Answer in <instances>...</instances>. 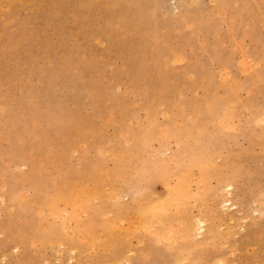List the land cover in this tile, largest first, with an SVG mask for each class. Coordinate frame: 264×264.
Masks as SVG:
<instances>
[{
	"label": "rangeland",
	"instance_id": "rangeland-1",
	"mask_svg": "<svg viewBox=\"0 0 264 264\" xmlns=\"http://www.w3.org/2000/svg\"><path fill=\"white\" fill-rule=\"evenodd\" d=\"M8 1L5 2L4 0H0V50L2 51L0 52V96H2L0 97V103L3 104L6 101V104L12 108L8 107L6 104H0V107L3 112H7V109L10 108L13 114L9 116L10 122H13L16 118L18 122L8 126L7 130L10 132V136L5 137V134L0 133V152L5 150L10 144V140L13 136L21 132L19 129H21V126L27 123L28 120V130L30 136H33L31 137L32 139L39 140L41 135H43V131H45L49 137H53L54 134L50 131L52 126L59 122V115L61 112L69 113L71 123L78 121L79 117L92 115L93 108L91 107V103L95 98L93 96L102 94L104 96V102L106 103L108 99L107 92H110L112 101L114 103L119 102L120 108L125 113L124 115L128 116L123 122L124 126H120L121 121L116 112L102 109L98 115H95L96 118L94 120L97 125L94 126V133L97 134L96 142H98L96 144L101 146L102 151L95 145L90 146L85 151L73 149L70 151L71 153L69 152L67 154L68 163L77 167V159L80 160L83 157L81 166L84 165V162L85 165L87 163L97 164L102 162L110 168L113 159L107 156L104 158L107 149L116 148L114 152H119L121 150L123 154L120 155H128V158L130 155L128 152L129 149L132 148V145H137L141 150V162L144 159L149 165V174H147L145 178L141 175V179L134 183H130V193H123V197L121 198V202H127L129 198L133 196L138 203V207H140V214L137 208H130L125 212L115 211L112 208L111 202L107 200L106 195H101V198L94 197V200L91 198L90 204L94 206V211L91 214L92 218H89L87 211H84L85 213L80 211V215L77 216L79 220L77 222L78 229H84L83 221L85 220H88V222L92 224L91 228H89L88 231L80 230L77 248L74 246V249H76L73 250L71 255L68 249L71 248V246L73 247V245H68L64 239L67 234H69L68 231H70L72 223L68 224L69 228H65V230L60 228L58 232L48 235L46 231L49 226L52 225L54 219L52 218V214L48 210H45L43 212V225L42 228H40L42 231L38 233V235H44L43 241L35 239L32 246L23 247L19 245L16 250L11 247V242L6 241L5 233L0 231V264H16V262L17 264H24L21 260L26 261L25 264H37V261L38 264H101V262L103 264L114 261V256L117 258L125 256L126 254L130 255L129 264H174L181 257L187 260V262L184 260L182 261L185 262L184 264H199L201 261H204L206 264H209L208 262L211 264H264V194L261 195L264 193V122H262L264 121V4H260L261 7L259 8V5H253V0H239V2H233L231 7H229L230 9H226L219 15H215L218 13H214L217 11L214 0L213 2L212 0H159V5L155 4L149 13L156 22L155 27H152L153 30L150 32V35L152 37L156 36L153 40L163 46L158 49V54L161 59L164 56V59H166V57L170 59L167 64L171 74L164 80L163 88L159 87L158 89L161 90L164 95H168L163 98L165 102L163 103L161 100H151L144 89H140L139 93L137 85L128 83V81L126 82L127 76L125 73L127 71L123 69L130 67L126 65L124 57L120 55V53H124L125 55L127 53L126 50L119 53L114 52L112 49H108V41L94 33H88V27L91 25L90 21L84 20L80 23L73 24L70 12L64 7L61 10V14H58L57 17L56 15L52 17L49 12H47L50 5L54 8H61L59 7L61 6L59 3L62 2V4H67L68 0H42V2L41 0H27L26 3L25 0L21 1L23 3L18 0ZM143 1L153 2V0H141V2ZM98 2L101 4L100 1ZM3 6L8 7V10H5L6 7L4 8ZM248 8L252 10L251 13L254 14L251 15V17H249L246 13L247 11H245ZM143 13L144 11L142 10L141 17ZM183 13L192 17V20L187 24L183 23L180 19ZM205 13L207 15H215L218 19L216 20L218 21L217 25L206 23L207 21L204 17L207 15ZM201 15H203V17ZM197 17L200 21L197 27L203 25L199 30L192 29V27L195 26V22H197ZM177 22H179V24L181 22L182 24L179 25ZM142 23L143 21L141 20V26ZM229 27L232 28L230 29ZM61 36L64 37L65 41H60ZM117 37H121V40L124 37L127 41H132L135 49L140 52L141 67L145 72L147 71L146 74L151 73V71L155 72L158 69L162 61L151 63L149 53L145 54V48L147 51L152 49L151 43L142 44L138 40V36H136V34L134 35L132 29L121 31V34H118ZM148 42H152V40ZM204 43L205 45H203ZM70 45L73 47L78 45L77 53L74 52V63L71 65L68 64L65 67L63 66L62 57L66 55L65 50ZM12 46L15 48L12 49ZM172 46L178 47L179 51L181 50V52L178 51L179 55L177 54L179 57L172 54ZM213 50H216L221 59L227 58L230 64H223L221 59L213 56ZM248 51L251 52L250 54L254 55L259 53L260 59L257 60V62L254 61L255 64L253 66L251 64H246V53ZM89 56H91L92 59L87 61L86 58ZM74 64L75 67L72 68ZM201 65L204 66V69L208 70L211 83L213 87L215 85L214 88H216L213 89L212 92V97L213 95L215 96L213 98L211 97V105L215 112L213 116L212 113L208 111V102L203 99L205 96L201 95L204 93L203 87H200L201 85L199 86L200 71L198 68ZM254 66L255 71L253 73H258L259 71L262 77L259 73L258 75L263 78V80L260 78V81H253L254 84H252L248 69H253ZM55 69L56 75L52 72ZM192 70L197 73L198 76L195 75ZM189 73H192L191 76H189ZM50 74H53V76ZM168 82L174 85L171 87L169 86L170 84H167ZM233 83H239L238 86L241 87V89L238 88V94L240 96L236 95L237 99L234 97L233 100V103L234 101H238L240 104L238 102L234 103V105L236 103L237 105L234 107L233 117H227V119L229 118L228 120L226 119L228 123L225 124L226 121H223L224 123L220 122L217 124H222L225 128H222L220 131L219 128L224 127L221 125L217 131H213L217 128V126L215 128V126L213 127V125H211H215L213 117L216 115L215 120L224 117L225 108L222 107L223 105L219 104H224L225 99L234 91ZM67 86L69 90H72L74 93L76 100H71L67 95ZM250 88H252V90H250ZM107 89L109 91H107ZM104 90L106 91L104 92ZM64 95L65 99L61 101ZM248 98H250V100ZM40 99L41 101H39ZM199 99L201 100L199 101ZM240 99L242 101H240ZM181 101L183 103H181ZM250 101H253L252 105H250ZM254 102L256 103L253 105ZM182 104L186 106L182 107L184 106ZM28 105L29 111L27 109ZM260 105L261 108H259ZM251 106L253 108H250ZM256 107L258 108L256 109ZM21 108H24L22 112ZM71 108H75L76 110L73 112L68 111ZM193 108L197 110H193ZM199 108H206V111L200 110L199 112ZM195 111L199 112V117H197L198 112L196 113ZM249 111L250 114L253 113L254 115H249ZM216 112H218L217 114L219 115H217ZM75 113H77L78 116H74ZM147 113L149 116H147ZM205 113H207V115ZM182 114H185V116ZM237 115L239 120L237 123H234V118H236L235 120L237 121ZM248 115L249 117L247 118ZM2 116L3 115H1L2 120L0 121V128L6 125L4 119L5 115L3 118ZM192 116L195 118H192ZM187 117L192 119L189 118V120ZM259 117L262 118L258 120L257 118ZM196 118H201L203 123L199 122L201 119H198V121ZM210 119H212L211 122ZM35 120L36 123L39 124L35 126L36 128L34 127ZM192 121H196L197 124L191 123ZM151 122L152 126H150L151 129L148 131V126ZM174 122L176 123L177 129H175L176 126ZM200 123H205L204 125L206 128L202 129L203 132L199 130L201 136L197 133L198 130H196L199 129L198 124ZM258 123L261 126H259ZM231 124L233 126L235 124L234 127L236 129ZM196 125H198V127H196ZM142 126L144 127L142 128ZM161 126L163 127L161 128ZM184 126L188 127L183 129ZM237 127H239V129ZM139 128H141V142H137L135 139L137 137V129ZM166 128L168 129L167 131ZM204 130L207 131V133H204ZM210 131L213 133L212 136L210 135ZM149 133V138L145 139V141L142 140L143 135ZM154 133H156V136L162 141L161 145L158 146L159 152L155 151L152 147L150 148V144L153 143L152 137ZM168 133H172V140L169 142L166 140ZM196 133L199 136H197ZM111 137L112 140H110ZM163 138H165L164 141ZM15 139H17V137H15ZM213 141H215V143H211ZM167 142L168 144H166ZM195 142L196 144L194 145ZM197 142H200V144ZM29 143L30 141H28L26 145L28 146ZM210 143L213 145V148ZM164 147L165 150L163 149ZM168 147L170 148L169 153ZM52 148L55 154L61 152V147L55 143V141ZM103 150H106V152ZM174 151H178V154L175 158L169 159ZM38 154L45 158L49 157L47 151L40 150ZM225 158H228L229 162ZM235 158L237 159L236 161H240L236 163L234 160ZM232 159L234 161H230ZM15 161H8L4 154H0V183L1 179H5L15 186L17 195L21 192L19 195L23 197V200L20 196L18 204L24 207V209L29 206L26 208L25 217L33 215L34 218V216L38 214L33 197L34 188L27 186L24 180H20V171L25 168H23L24 165L16 163ZM45 161L43 169L37 170L39 179L42 181H50L48 184L58 181V178L47 177L48 172L53 170V167L48 161ZM200 161L205 163H203V166L201 165V170L203 171L202 176L205 177H201V182L203 183L202 188L200 189V193H198L196 201L191 199L192 201L186 202L185 207H183L181 211L184 215L188 214L190 219L192 216L193 219L195 216V219L197 217L201 219L202 217L203 219L205 218V230L203 235H205L207 242L200 241L203 236H199V238L195 236L196 239L192 238L189 240L186 239L185 241H178L177 244L174 242L169 247L158 242L150 241L145 231H143L141 227L139 228V223H137V221L139 222L140 220L141 225L147 219L146 217H148L150 218L147 219L148 222L156 224L155 215H153L154 213L151 211L157 204H163L162 201L166 198L167 186H164L166 185V179L164 178L167 177L168 180L173 182L177 178L185 175L186 171L189 169L191 170V167L193 174L197 176L199 169L194 166L195 164L199 165L198 163ZM225 161L227 164L229 163V166H224L226 164ZM222 162L225 164H220ZM126 163L129 162L126 160L125 164ZM6 164L8 165L6 166ZM204 165L207 168L205 170H203L205 168ZM222 168H225V170H222ZM236 173L241 176L237 175L235 177ZM53 175L57 176L56 173ZM230 178L236 179L240 191L238 190L236 197L237 207L233 208L232 206H228L226 209L224 208L225 211L221 206L219 207V205H221L220 202L225 198H223L225 191L221 193L220 190L222 188L219 187H223L225 183H227V179ZM239 179L241 180L238 181ZM103 180V183L106 184L102 183V194H105L110 186V182L106 179ZM130 182H133V180H130ZM0 190H2V188ZM222 194L223 196L220 197ZM256 194L259 197L258 199L257 197L255 198V196H257ZM1 201L2 200H0V210L5 209L6 218L12 220V210H14V208H10L9 206L6 207L7 204L4 205V202ZM12 201V198L10 200L7 199V203H11ZM103 203L106 209L102 206ZM7 208H9V211H7ZM173 209L174 208L168 209V212L172 215L173 219H177L176 225L174 223V226H177V229L182 232V221L185 217L181 215L178 210ZM237 209L239 210L238 213ZM197 211H200L199 214L203 216H198ZM222 211L223 215H221ZM224 211L226 213H224ZM118 212L120 213L118 214ZM135 212H137L136 215ZM108 215V218L113 222L107 219ZM131 215L136 218L131 220ZM139 215L140 219L138 220ZM224 215L225 217H223ZM228 217H230V219H228ZM126 219H130L128 220L129 223L126 222ZM59 220L60 215H56L55 222L57 224H59ZM185 221L186 219L183 222ZM112 224L116 226V229L110 232L112 235L110 236L109 231ZM19 225L20 223L18 222L17 226ZM136 226L137 228H135ZM49 237L52 238L53 242L50 240V243ZM136 238L140 242L137 241ZM127 239H129V241ZM177 240H180V237ZM107 241L110 242V244L107 243ZM61 242H63L64 245ZM107 247L108 249H106ZM177 247H180V250H178ZM8 248H10V250ZM19 248H21V250ZM129 248L130 252H126ZM190 248L191 250H189ZM55 250L57 252H55ZM64 250H67L66 253H64ZM4 252H6L5 256ZM69 256H74L75 259L72 257L73 259L69 260ZM27 258L30 260L28 263L26 260ZM111 258L113 259L111 260ZM67 260L70 262H67ZM103 260H106V262H103Z\"/></svg>",
	"mask_w": 264,
	"mask_h": 264
},
{
	"label": "bare ground",
	"instance_id": "bare-ground-1",
	"mask_svg": "<svg viewBox=\"0 0 264 264\" xmlns=\"http://www.w3.org/2000/svg\"><path fill=\"white\" fill-rule=\"evenodd\" d=\"M4 1L7 2L8 0H4ZM18 1L21 2L23 0H18ZM26 1L27 0H25V3H26ZM98 1H100L101 4ZM214 1H215V8L217 10L214 13H218V14H215V15H219L224 10L230 9L229 7H231L233 2H236V1L239 2V0H214ZM250 1H252V0H250ZM253 1H254L253 5H259V8L261 7L260 4H264V0H253ZM41 2H42V0H41ZM212 2H213V0H212ZM21 3H23V2H21ZM59 4L61 6H59V5L58 6L61 7V8H56V7L54 8L53 6L50 5L48 7V9H47V12H49V14L52 17H54V15H56V17H57L58 14H61V12H62L61 10L64 7L65 9H68V11L70 12V14L72 16V20H73V21L72 20L71 21L73 22V24L80 23L81 21H84V20L85 21H90L91 25H90V27H88V33L89 32L92 33V34L94 33V34L100 36L101 38L105 39L106 41H108L109 42L108 43V45H109L108 49H112V51H114V52H118L119 53V52H124L126 50L127 53L125 55H124V53L123 54L120 53V55H122L124 57L126 65L128 67H130V68H127V69H123V70L127 71L125 73V75L127 76L126 77V82L128 81V83L137 85L138 89H139V91H138L139 93H140V89H144L148 93V95L150 96L151 100H153V101L161 100V101H163V103H165L163 98L167 97L168 95H164L161 92V90H158V89H159V87L163 88L164 80L167 79V77L170 76V74H171V72L168 69V64H167V62L170 59L167 58V57H166V59H164L165 56L163 57V55H162L163 58L162 59L160 58V56L158 54V52H159L158 49L160 47H163V46L159 45V43H157V41L153 40V38L156 37L155 35H154L155 37H152L150 35V32L153 30L152 27L153 26L155 27V23L156 22L154 21V19H152V16L150 15L149 12H151V9H152V7L155 4L159 5V0H158V3H157V0H155V1L153 0V2H144V1L141 2V0H68L67 4H62V2H60ZM7 6H9V5H7ZM7 8L8 7H6L5 10H8ZM141 8L144 11L142 17H141V11H142ZM245 11H247L246 13H247V15L249 17H251V15H254V14L251 13L252 10H250L249 8L247 10H245ZM215 15L209 14L206 17H204V19H206V21H207L206 23H208V24L211 23V24L217 25L218 21H216V20H218V19L216 18ZM201 16L203 17V15H201ZM27 17H29V16H27ZM230 18H232V17H230ZM180 19L182 20L183 23L187 24L190 20H192V17L190 15H187V14L183 13L180 16ZM141 20L143 21L142 26H141ZM130 21L131 22L134 21V22H132V24H131ZM263 21H264V19H263ZM177 23L179 24V22H177ZM196 23H197V25H196ZM180 24H182V23L180 22ZM198 24H200V21H199V19L197 17V22H195V26L192 27V25H191L192 29L199 30V28H201L203 26V25H201V27H197ZM84 25H86V24H84ZM229 28L231 29L232 27H229ZM77 29H78V27H77ZM130 29H132L134 31V35L136 34V36H138V40L142 44H147V43H151L152 44V49L147 51L146 48H145V54L149 53L151 63L152 62L162 61L160 66L158 67V69L155 72L151 71V73L146 74L147 71L145 72L143 70V68L141 67L142 65H141L140 52L135 49V46L132 44V41L131 40L127 41L126 38H124V37L121 40V37L120 38L117 37L118 34H121V31L122 32L123 31H128ZM62 40L65 41L64 37L61 36L60 37V41L62 42ZM149 40H152V42H148ZM14 42H16V41H14ZM60 45H61V43H60ZM203 45H205V43ZM111 47H113V48H111ZM14 48L12 46V49H14ZM77 48H78V45H75L74 47L72 45H70L65 50L66 55H64L62 57L63 66L66 67V65H68V64L71 65V64L74 63V57H75L74 52L77 53ZM106 51H107V49H106ZM171 51L173 52L172 54L176 55V56H177V54L179 52H181V50L179 51L178 47H175V46H172ZM0 52H2V51L0 50ZM250 53H251L250 51H248L246 53L247 54L246 55V64L247 65L251 64L253 66L255 64L254 61L257 62V60H259L260 57H259V53L258 54L256 53L255 55L254 54H250ZM213 56L221 59L219 54L216 52V50H213ZM177 57H179V56H177ZM91 59H92L91 56L86 58L87 61H90ZM221 62L223 64H230L227 58L221 59ZM74 67H75V64L72 66V68H74ZM256 67H257V65H256ZM260 68H262V67H260ZM198 69L200 71L199 72V75H200L199 86L201 85L200 87H203V90H204V93L201 94V95L205 96L204 98L203 97L202 98L208 102V105H209V110L208 111L211 112L212 116H213L215 112H214V110L212 108V105H211V99L215 96V95H213V97H212V92H213V89H216V88H214L215 85L213 87V84L211 83L210 75H209L208 70L204 69L203 65H201ZM254 69H255V66H254L253 69L249 68L248 69L249 72L247 71L249 73V75H250V78H251L250 81L252 82V84H254V82L260 81L261 79L263 80V78H261L262 76H261L259 71H258V73L260 74L261 77L258 75V73H253L255 71ZM257 69H259V68H257ZM193 70H194V68H193ZM52 72L56 75V69L53 70ZM159 73H160V75H159ZM193 73L198 76V74L195 73L194 71H193ZM191 74L189 73V76H191ZM225 74H227V73H225ZM50 75L53 76V74H50ZM167 84H170L169 86H171V87L174 85V84H171L169 82ZM238 84L237 83H233V90L234 91H232L230 95L228 94L229 96L227 98L225 97L226 99L224 101V104H219L218 103L219 105H223L222 107L225 108V112H224V117H221L222 113L220 112L221 119H216L215 120V116L216 115L213 117V121H215L214 122L215 125L214 124H211V125H213V127L215 126V128L217 126V128L214 129L213 131H217L218 128L222 125V124L221 125H217V124H219L220 122L224 123L223 121H226L227 117H231V118L233 117L232 115L234 113V107L237 105V103L235 105H234V103L238 102V101H234V103H233V100H234V97H236V95H239L238 94V92H239L238 88L241 89V87H239ZM230 87H231V85H230ZM134 88H136V87H134ZM252 88H250V90H252ZM66 91H67L66 92L67 95L70 97L71 100H76V97H75L74 93L72 92V90L71 91L69 90L68 86L66 87ZM105 91L106 90H104V92ZM107 91H109V90L107 89ZM107 94H108V99L106 100L107 101L106 103L104 102V96L102 94H97V95L93 96L95 98L93 99V101L91 103V107L93 108L92 115L85 116V117H79V120L78 121H74L73 123H71V121H70L69 113L61 112L60 115H59V122L54 124L52 126V128H51V131H50V132H52L54 134L53 137H49L48 134L45 131H43V135H41L39 140L34 139V138L32 139L31 137H33V136H30V133H29V130H28V128H29V120H28V122L25 123L24 125L21 124L22 125L21 129H19L21 132L19 134H16L15 136H13V138L10 140V144L5 148V150L0 152V154H4L7 157L8 161H10V160L11 161H15L17 159L15 161L16 163H21L22 165H24L23 168H25V169L20 171L19 177H20V180H24L26 182L27 186H31V187L34 188V195H33V193H32V195L34 197V202L36 203V209H37V212H38V214L35 215L34 218H33V215H30L29 217L26 216L27 217L26 218L25 217L26 208H28L29 206L24 209V207H22L21 205L18 204L19 197L21 196L19 194L21 192L17 195V190L15 189V186H13V184H10L9 182H7L5 179H1L0 189L2 188V190H0V200H2L1 202H4V205L7 204L6 207H8V206L10 208L13 207L14 210H12V215H13V219L12 220H9V219L6 218L5 211H4L5 209L2 208L3 210H0V231L5 233L6 241L12 243V246L11 245L10 246L13 247V249L17 250L19 245L20 246L22 245L23 247L32 246L35 239H39L40 241L44 240V235L41 236V235H38V233L42 231L40 228H42V225H43V212L45 210H48L52 214V216H53L52 218L54 219L53 222H52V225L49 226L48 230L46 231V233L48 235H51L53 233L58 232L60 228L64 229V230H65V228H69L68 224L72 223V225L70 226V231H68L69 234H67V236L64 239L65 242L68 243V245L69 244L73 245V247L71 246V248L68 247L69 248L68 252L70 254L73 252V250H75L77 248L78 235H79L80 230H82V229H78V225H77V222L79 221L77 216L80 215L79 212L80 211H83V212L87 211L89 218H92L91 214L94 211V206H92L90 204L91 203V198H93V200H94V197H100L101 195L102 196L106 195L107 196V200L111 202L112 208L115 211L125 212L126 210H129L130 208H137L138 212L140 214V207H138V203H137L136 199L133 198V196H131L127 202H121V198L123 197L122 194L123 193L124 194H127V193L129 194L130 193V189H129L130 183H134L135 181L141 179L142 178L141 175H143L144 178H145V176L147 174H149V172H148L149 165L145 162L144 159L141 162V150L138 148L137 145H132V148L129 149L128 152H129L130 155H129L128 158H127L128 155L127 156L120 155V154H123V152L121 150L120 151L118 150L119 152H117V151L114 152V150H116V148L107 149V152H106V150L105 151L103 150L104 152H106V155L104 156V158L107 156V157H111L113 159V162H112V165L110 166V168H108V166L105 163L103 164L102 162H99L97 164L96 163L95 164L94 163L93 164L87 163L86 165H85V162H84L83 163L84 165L81 166V164L83 162V157L80 160L77 159L78 160V162L76 163V165H78L77 167H75L73 164H69L68 160H67V158H68L67 154L73 149L74 150L80 149L82 151H85L90 146L95 145L97 148L98 147L100 148L99 149L100 151H102L101 146L99 144H96V143H98V142H96L97 134L94 133V126H97L95 124V121H94L95 118H96L95 115H98L101 112L102 109H108V110H110L112 112H116L118 114V117H119L120 121H121L120 126H124L123 122H124L125 118L128 117V116L124 115L125 113L120 108V103L119 102L118 103H114L112 101L111 93L107 92ZM65 95L62 96V100L61 101H64ZM0 97H2V96H0ZM201 99H199V101ZM236 99H237V97H236ZM248 99L250 100V98H248ZM7 101H8V99H7ZM39 101H41V99ZM240 101H242V100L240 99ZM252 102H251V104L249 102L248 103L250 105H252ZM181 103H183V102L181 101ZM190 103H193V102H190ZM203 103H205V102H203ZM255 103L256 102H254L253 105ZM4 104H6V101L3 104H1V105H4ZM216 104H217V102H216ZM231 104H233L234 106L231 105ZM244 104H245V101H244ZM182 105H184L182 107L186 106L185 104H182ZM194 105H195V102H194ZM8 107L12 108L11 106H8ZM200 107H202V106H200ZM10 108L7 109V107H6L7 112H3L1 110V107H0V121L2 120L1 119V115H3V116L5 115L4 119L6 121V125L4 127L0 128V133L5 134L4 135L5 137L10 136V134H9L10 132L7 130L8 126L18 122L16 120L17 118L14 119L13 122H10L9 116L12 114ZM28 108H29V105L27 106V109ZM214 108H215V105H214ZM250 108H253V107L251 106ZM257 108L258 107H256V109ZM259 108H261V105H260ZM22 109H24V108H21V112H22ZM27 109H26V111H27ZM205 109L204 108H202V109L199 108L198 110L200 112V110H205ZM75 110H76L75 108H71L68 111H72L73 112ZM193 110H197V109L193 108ZM28 111H29V109H28ZM191 111H192V109H191ZM191 111H190V113H191ZM208 111H207V113H208ZM195 112L197 113L198 111H195ZM199 112L197 114V117H199L198 116ZM207 113H205V114L207 115ZM217 113L218 112H216V114ZM165 114H167V113H165ZM252 114H250V111H249V115H252ZM182 115L185 116V114H182ZM217 115H219V114H217ZM249 115L247 116V118L249 117ZM3 116H2V118H3ZM74 116H78L77 113H75ZM147 116H149L148 113H147ZM236 117H237V121L235 120L236 118H234V121H235L234 123H237L238 120H239L238 115ZM153 118H152V120H153ZM180 118H182V117H180ZM192 118H195V117L192 116ZM192 118H190V119H192ZM204 118H206V117H204ZM261 118L262 117H259L257 119L259 120ZM188 119H186V120L189 121L190 119L189 120ZM198 119H201V118H198ZM202 119H203V117H202ZM202 119H201V121H199V120L198 121L202 122ZM11 120H12V118H11ZM206 120H208V119H206ZM196 121H194V122L192 121L191 123H196ZM211 121H212V119H210V122ZM153 122H155V121H153ZM262 122H264V121H262ZM1 123H3V122H1ZM202 123L198 124L199 127H198V125H196V127L199 128V129H196V130H198V132L196 131L198 134L200 133L199 130L202 131V129H206L205 125H204L205 123L204 124H202ZM226 123H228V122L226 121L225 124ZM259 123H258V125H259ZM37 124L38 123H36V120H35L34 127L37 126ZM175 124L176 123L174 122V125ZM153 125H154V123H153ZM231 125H230V127H231ZM0 126H1V124H0ZM150 126H152V122L148 126V131H149V129H151ZM163 126H161V128ZM222 126H224V125H222ZM234 126H235V124H234ZM259 126H261V125H259ZM143 127L144 126H142V128ZM186 127H188V126H184L183 129L186 128ZM222 128H225V126L224 127H220L219 130L221 131ZM237 128L239 129V127H237ZM175 129H177V126H176ZM167 130L168 129L166 128V131ZM246 130H248V129H246ZM183 131H185V130H183ZM260 131H261V129H260ZM205 132L207 133V131L204 130V133ZM226 132H228V131H226ZM12 133H14V132H12ZM124 133L128 134L126 132H124ZM198 134H197V136L200 135V134L199 135ZM212 134L213 133H211V131H210V135L211 136H212ZM156 135L157 134L154 133V136L152 137V142L153 143L150 144L151 145L150 148L152 147V148H154L155 151L159 152L158 151L159 150L158 146L161 145L162 141ZM168 135H170V136H168ZM171 135H172V133L171 134H169V133L167 134V137H166L167 139L166 140H168V142L172 140L171 139L172 138ZM174 135H175V133H174ZM141 136H142L141 135V128H139V129H137V137L135 138L137 142H141ZM149 136H150V133L143 135V137H142L143 139L142 140L145 141V139L149 138ZM15 137H17V139H15ZM259 138H261V137H259ZM164 139L165 138H163V141H164ZM110 140H112V137L110 138ZM215 140H217V139H215ZM28 141H30V143L27 146L26 144H28ZM54 141H55V143H57L61 147V152L59 154H55L54 153L55 151L52 148L53 144H54ZM206 141H207V139H206ZM108 142H110V141H108ZM126 142H127V139H126ZM168 142L166 144H168ZM197 143L200 144V142H197ZM211 143H215V141H213ZM195 144H196V142L194 143V145ZM154 145H156V146H154ZM178 145H180V144H178ZM211 146L213 148L212 144H211ZM214 147H215V144H214ZM148 149H149V146H148ZM163 149L165 150V147ZM169 149L170 148L168 147V153H169ZM40 150L41 151H47V154H48L49 157L45 158V157L40 156L38 154V151H40ZM151 150H150V152H151ZM190 151H193V150H190ZM82 153H84V152H82ZM177 154H178V151H176V152L174 151L172 153V155L169 157V159L175 158V156ZM200 155H202V154H200ZM221 158H222V156H221ZM169 159H166V160H169ZM225 159L228 160V158H225ZM126 160L129 163L125 164ZM234 160L236 161L237 159L235 158ZM234 160L232 159L230 161H234ZM17 161H19V162H17ZM44 161L45 162L48 161L51 164V166L53 167L52 168L53 170L48 172L47 177L48 178H54L55 177L56 179L58 178V181H56L54 183H51V184H48L50 181H48V180L42 181V180L39 179V176L37 174V170L38 169H43ZM239 161L240 160L236 161V163H238ZM228 162H229V160H228ZM203 163L201 161L198 163L199 165L194 163L195 164L194 167H197V169H199V172H198L197 176H195L193 174L192 167H191V170L189 169L188 171H186L185 175H183L182 177L177 178L173 182L168 180L167 177L164 178V179H166L165 180L166 185H164V186H167L166 187L167 188L166 198H165L164 201H162L163 204L160 203V205H159V204L156 203L157 205L154 206L152 211L150 209V211L152 213H154L153 215H155V223L156 224H154V223L151 224L150 222H148L147 219H150V218L146 217L147 218L145 220L146 222L144 221V223H142L140 225V220H139L140 219V215L138 216L139 217L138 218L139 222L137 221V223H139L138 224L139 228L141 227V229L143 231H145V233L148 235V239L150 241L158 242V243H161V244L169 247L174 242H175V244H177L178 241H185L186 239L189 240V239H192V238L196 239L195 236H197L198 238H199V236H203V237H201L200 241H206L207 240V239H205V235H203L204 230H205V220H204L205 218L203 219V217H202V219H201L200 217H197L195 219V217H196L195 216L194 219H193V216H192V218L190 219L188 217V214L184 215V213H182V211H181L182 208L185 207L186 202L190 201L191 199L196 201L198 193H200V189L202 188V185H203V183L201 182V177H204V176H202V172L203 171L201 170L202 166H203ZM216 163H217V161H216ZM225 163H226V161H225ZM225 163L222 162L220 164H225ZM230 163H232V162H230ZM7 165L8 164H6V166ZM226 165L229 166V163L228 164L226 163L224 166H226ZM6 166H5V168H6ZM217 166H218V164H217ZM218 167L220 168V166H218ZM205 169H207L206 166H205V168L203 170H205ZM222 170H225V168L224 169L222 168ZM215 172H216V170H215ZM54 173H56L57 176L53 175ZM240 174H241V172H240ZM232 175H230V176H232ZM237 175H238V173L235 174V177ZM238 176H241V175H238ZM43 179H45V178H43ZM103 179H106L107 181L110 182V186L107 189L105 194H102V183L104 181ZM130 180H133V182H130ZM240 180L241 179H239L238 181H240ZM144 181H146V180H144ZM109 182H107V183H109ZM103 184H106V183H103ZM223 187H224V190H223ZM223 187H219V188H222L220 190L221 193L225 191L224 192V196L222 194V195H220V197L223 196V198L224 197L225 198L220 202L221 205H219V203H218L219 207L221 206V208H223V209L224 208L226 209L228 206H232L233 208H236L237 207L236 197H237V193H238V190H239L236 179H231V178L227 179V183H225V185ZM220 191H219V193H220ZM225 193H226V195H225ZM263 194L264 193H262L261 195H263ZM256 197H257V199L259 198L258 195L255 196V198ZM11 198L13 199V201L11 203H9V202L7 203V199L10 200ZM22 200H23V197H22ZM104 203H103L102 206H104ZM194 204H196V203H194ZM25 206H27V205H25ZM171 207L174 208L175 210H178L179 213L181 215H184V217L186 219L185 222H183L185 219L182 221V224H183L182 229H181L182 232L177 229V226H174V223L176 225V220L177 219H173L172 215L169 214L168 209H172ZM7 209H8L7 211H9V208H7ZM104 209H106L105 206H104ZM220 210H222V209H220ZM107 211H106V213H107ZM225 211H224V213H226ZM120 212H118V214ZM197 212H196V214H197ZM238 212H239V210L237 209V213ZM108 213H110V212H108ZM199 213H200V211L198 212V216L201 215ZM221 213H222L221 215H223V211ZM130 214H129V216H130ZM136 214H137V212H135V215ZM56 215H60V220H59L60 222L58 221L59 224H57L55 222V216ZM118 216H120V215H118ZM201 216H203V215H201ZM108 217H109V215L107 216V219L110 220V218H108ZM142 217H144V216H142ZM223 217H225V215ZM122 218H124V217H122ZM131 218H132L131 220H133V218H136V217H132V215H131ZM228 219H230V217H228ZM123 220H125V219H123ZM128 220H130V219H128ZM128 220L126 219V222H128ZM17 221L20 223L19 226H17V224H18ZM110 221H112V220H110ZM188 221H190V222H188ZM83 222H84V225H83L84 229L82 231H84V230L88 231V229L91 228L92 224H90L88 222V220H85ZM134 222H136V221H134ZM151 222H153V221H151ZM229 222H231V221H229ZM114 223H116V222H114ZM189 223H191V224H189ZM133 224H135V223H133ZM115 227L116 226L114 224L111 225V228H110V231H109V235L110 236H112L110 232H113L116 229ZM210 227H211V225H210ZM135 228H137V226ZM130 232H131V229H130ZM132 232H133V229H132ZM46 233H45V235H46ZM147 235H144V236H147ZM126 236H129V235H126ZM136 236H138V235H136ZM179 237H180V240H177ZM106 238H108V237H106ZM137 238H136V240H137ZM129 239H127V240L129 241ZM138 239L141 240L140 238H138ZM50 240L53 242L51 237H49V241ZM99 240H100V238H99ZM139 240H137V241H139ZM51 241H50V243H51ZM61 243L64 245L63 242H61ZM107 243L110 244V242H108V241H107ZM13 244H14V246H13ZM52 244H54V243H52ZM58 244H59V242H58ZM74 246L76 247L75 249H74ZM137 246H138V244H137ZM8 249L10 250V248H8ZM19 249L21 250V248H19ZM106 249H108V247ZM177 249L180 250V247H177ZM189 250H191V248ZM66 251L64 253H66ZM55 252H57V251L55 250ZM60 252H61V249H60ZM126 252H130V248ZM188 252H190V251H188ZM5 253L6 252H4V256H5ZM123 255H124V252H123ZM56 256H57V254H56ZM129 256L130 255H128V254H126L125 256H122V257L121 256L117 257V258H115V256H114V261H111V262H108V263H103V264H129L130 263L129 262V260H130ZM72 257H74V256H69L68 259L72 260L73 259ZM74 259H75V257H74ZM112 259L113 258H111V260ZM26 260H27V263L30 261V260H28V258ZM69 260H67V262ZM183 260L184 259L181 257L174 264H184L185 262H187V260H184L185 262H182ZM21 261H23L24 264L26 263V261H24V260H21ZM104 261L106 262V260H103V262ZM208 263L211 264L210 262H208ZM16 264H17V262H16ZM37 264H38V261H37ZM45 264H47V263H45ZM101 264H102V262H101ZM199 264H206V263H204V261H201V263H199Z\"/></svg>",
	"mask_w": 264,
	"mask_h": 264
}]
</instances>
